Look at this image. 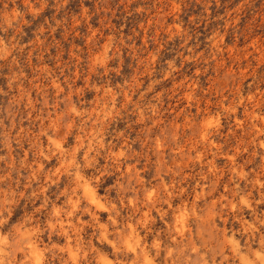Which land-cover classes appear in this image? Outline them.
I'll return each instance as SVG.
<instances>
[{
    "label": "clouds",
    "instance_id": "clouds-1",
    "mask_svg": "<svg viewBox=\"0 0 264 264\" xmlns=\"http://www.w3.org/2000/svg\"><path fill=\"white\" fill-rule=\"evenodd\" d=\"M0 264H264V0H0Z\"/></svg>",
    "mask_w": 264,
    "mask_h": 264
}]
</instances>
